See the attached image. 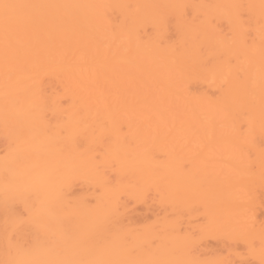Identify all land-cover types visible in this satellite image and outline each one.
Instances as JSON below:
<instances>
[{
  "label": "bare ground",
  "instance_id": "obj_1",
  "mask_svg": "<svg viewBox=\"0 0 264 264\" xmlns=\"http://www.w3.org/2000/svg\"><path fill=\"white\" fill-rule=\"evenodd\" d=\"M258 189L264 0H0V264H264Z\"/></svg>",
  "mask_w": 264,
  "mask_h": 264
},
{
  "label": "rangeland",
  "instance_id": "obj_2",
  "mask_svg": "<svg viewBox=\"0 0 264 264\" xmlns=\"http://www.w3.org/2000/svg\"><path fill=\"white\" fill-rule=\"evenodd\" d=\"M261 190L264 191L263 189H258V192H259L260 194H262V195L258 194L257 191H256V194H257V195L255 194V195H256V198H258V199H259V197L261 198V199H260L261 201L258 200V204H259V202H260L259 205L257 204V205H258V209H257V206H256V208H255V210H254V211H255V215H256V214L258 215V216L256 215V217H257V221H258V219H259V222H260V221H261V222L264 221V214H263L264 211H263V209L260 208L261 206L264 205V202H263V200H264V195H263V193H264V192L262 193ZM149 194H152V195H153V193H148L147 196H146L147 200H148V199H149V200L152 199L151 201H152L153 203H155V202H154L155 199L153 200V198H155L156 196L153 195V197H151V195H150L151 198H149V196H148ZM261 196H262L263 198H262ZM151 201H150V204H149V201H148V203H147V204H149V206L152 204ZM256 201H257V200H256ZM129 203H130V202H129ZM131 203H132V202H131ZM131 203H130V204H131ZM261 203H262L263 205H262ZM138 204H139V202H138ZM140 204H142V207H143L144 204L141 203V202H140ZM140 204L136 206L135 203H133V205H135V206H133V207H134V209H135V208H136V209L134 210V209L132 208V205H131V208H132V209H130L131 212H132V210H133V212L130 213L131 216L133 215V217H134L135 215H137V218H139V219H140V216L143 217V216L145 215V213H146L147 216L149 215V213L147 214V212H148L149 210L147 211L146 208H145L144 211L140 210V208H142ZM139 206H140V207H139ZM144 206H145V205H144ZM259 206H260V207H259ZM138 207H139V208H138ZM145 207H146V206H145ZM150 207H151V208H154V210H155V206H154V205H153V207H152V206H150ZM129 208H130V205H129ZM143 209H144V208H143ZM260 209H261V211L259 212ZM130 210H129V211H130ZM136 210H137V211H136ZM256 210H257V211H256ZM134 212L136 213L135 215H134ZM141 212H142V213H141ZM144 212H145V213H144ZM149 212H150V213H151V212L153 213V209H152V210L150 209ZM257 212H259V213H257ZM139 215H140V216H139ZM151 215H152V214H151ZM138 216H139V217H138ZM149 217H151V216H149ZM149 217H148V218H149ZM135 218H136V217H135ZM145 218H147V217L145 216ZM148 218H147V220H148ZM141 219H144V218H141ZM212 239H213V238H211V240H210V238L208 237V239H205L206 241L204 240V238L201 239L200 241H198V242H200V243H199V244H198V243L196 244L197 247L195 246V247H194L195 250H193V251H197V248H198V250H199L198 252H199V253H197V252H194V253H197V255L200 256V255H202L204 252H207V253H205V254H206V256H207V254H209L208 257H209V256H210V257H212V256L215 257L216 255H218L217 257H222V258H223V256H224V258L226 259V257L230 254V252L233 254V252L236 251V250L239 251L238 253H240L241 250H244V249H241V248L239 247V244H238L237 246H238L240 249L237 248L236 245H235L236 247H234V244H233V245L230 244V243H232V242H227V243H225V241H224V242L222 241L223 243H218L219 241L216 242L217 240H212ZM203 240H204V241H203ZM201 241H202L203 243H202ZM207 242H208V243H207ZM211 242H214V243H211ZM220 242H221V241H220ZM201 243H202V245H200ZM217 243H218V244H217ZM221 244H222V245H221ZM224 244H225V245H224ZM235 244H236V243H235ZM199 245H200V246H199ZM198 246H199V247H198ZM223 246H228V247H225V248H224ZM230 246H233V249H232V247H230ZM221 248H222V249H221ZM223 248H224V250H223ZM235 248H236V249H235ZM202 249H203V250H202ZM217 249H218V250H217ZM219 249H220V251H221L222 253L219 251ZM200 250H201V251H200ZM205 250H206V251H205ZM215 250H216V251H219L220 254H221L222 256L219 255V252H215ZM226 250H227V251H226ZM231 250H232V251H231ZM229 251H230V252H229ZM201 252H202V253H201ZM214 252H215V253H214ZM225 252H226V253H225ZM236 252H237V251H236ZM244 252H245V250H244L243 252H241V254H243ZM200 253H201V254H200ZM210 253H211V254H210ZM212 253H213V254H212ZM216 253H218V254H216ZM205 254H203V256H201V257H204ZM225 255H226V256H225ZM230 256H231V257H230ZM230 256H229L230 258L227 257L226 260H228L229 263L231 262L230 264H232L233 262L235 263V262H236V259L234 258L235 256H234V257H232L233 255H230ZM205 258H206V257H205ZM224 258H223V259H224ZM233 259H234L235 261H234ZM226 260H225V262H226ZM232 261H233V262H232ZM238 261H239V259L237 260V262H236L235 264H241L240 261H239V262H238ZM228 262H227L226 264H228ZM251 262H252V261L249 260V263L247 262V263H245V264H250ZM253 264H254V263H253Z\"/></svg>",
  "mask_w": 264,
  "mask_h": 264
}]
</instances>
